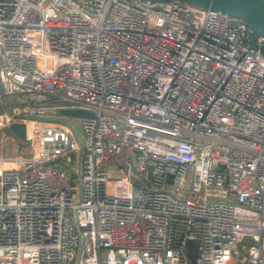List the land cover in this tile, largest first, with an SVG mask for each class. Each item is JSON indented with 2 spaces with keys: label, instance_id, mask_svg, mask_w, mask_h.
Here are the masks:
<instances>
[{
  "label": "built area",
  "instance_id": "2783aa9c",
  "mask_svg": "<svg viewBox=\"0 0 264 264\" xmlns=\"http://www.w3.org/2000/svg\"><path fill=\"white\" fill-rule=\"evenodd\" d=\"M12 122L29 153L0 157V264H187V241L196 264H264V38L243 20L0 0Z\"/></svg>",
  "mask_w": 264,
  "mask_h": 264
},
{
  "label": "water",
  "instance_id": "95a60500",
  "mask_svg": "<svg viewBox=\"0 0 264 264\" xmlns=\"http://www.w3.org/2000/svg\"><path fill=\"white\" fill-rule=\"evenodd\" d=\"M172 2L177 5H189L195 8L208 9L211 11L224 12L230 16L243 20L250 29V34L264 38V0H157ZM60 114L69 117H89L90 113L85 110H63ZM70 123V122H69ZM8 132L18 140H25V125L20 122H12L6 126ZM74 136L79 145L81 139L74 130ZM221 167L219 168V171ZM228 176L224 173V183H227ZM196 246L193 241L185 243L184 254L187 264H196Z\"/></svg>",
  "mask_w": 264,
  "mask_h": 264
},
{
  "label": "rangeland",
  "instance_id": "374dc122",
  "mask_svg": "<svg viewBox=\"0 0 264 264\" xmlns=\"http://www.w3.org/2000/svg\"><path fill=\"white\" fill-rule=\"evenodd\" d=\"M76 131L81 135L79 121L73 120ZM5 127V126H3ZM29 153V144L27 141L19 144L11 134H7L0 126V157H12L16 154L26 156Z\"/></svg>",
  "mask_w": 264,
  "mask_h": 264
},
{
  "label": "trees",
  "instance_id": "16d2710c",
  "mask_svg": "<svg viewBox=\"0 0 264 264\" xmlns=\"http://www.w3.org/2000/svg\"><path fill=\"white\" fill-rule=\"evenodd\" d=\"M252 36H255V34H252ZM1 128H3V130L7 133V134H10L9 132H8V130H7V128L6 127H1ZM19 144H21V143H23V140H18V139H15Z\"/></svg>",
  "mask_w": 264,
  "mask_h": 264
}]
</instances>
